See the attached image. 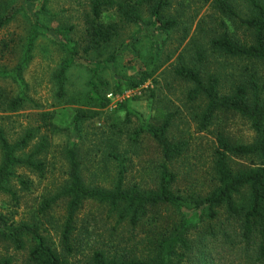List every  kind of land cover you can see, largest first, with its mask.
<instances>
[{
	"label": "rangeland",
	"instance_id": "374dc122",
	"mask_svg": "<svg viewBox=\"0 0 264 264\" xmlns=\"http://www.w3.org/2000/svg\"><path fill=\"white\" fill-rule=\"evenodd\" d=\"M233 1L235 11L246 15L245 4ZM2 2L5 7L0 9V14L14 7H18V11L0 28V45L7 46L2 49L0 68L14 66L18 61V49L27 35L34 17L32 13L50 28L40 30L23 72L27 87L22 107L7 111L0 105V125L10 141L18 139L28 129L35 133L31 148L40 143L42 137L47 140L41 156L46 163L43 176L18 168L15 174L24 177L29 188L24 189L12 177L6 185L10 192H0V214L7 224L39 223L48 230L46 235L53 246L59 247L68 202V198L61 195L68 177V148L74 149L85 185L111 188L118 171L123 169L128 185L153 188L160 150L147 134H142L136 143L129 136L142 122L159 125L168 118V138L185 144L182 155L172 164L182 190L193 188L198 182L207 185L215 130L221 128L231 139L241 142L253 139L248 122L233 113H219L208 130H201L199 118L204 103L200 99L188 100L187 91L192 85L175 74L180 65L196 66L201 69L203 79L212 73L218 75L219 92L228 93L231 82L245 65L208 49L210 39L221 32L219 21L222 19L210 3L171 0L165 17L176 19L178 24L164 32L149 25L146 12L138 24L123 23L113 12H106L103 20L117 23V36L104 48L92 49L84 29L88 0H0ZM237 33L242 36L245 30ZM60 41L74 45L75 52L66 72L63 96L57 95L53 75L70 53ZM197 49L206 55L203 65H198L196 60ZM145 67L157 69L153 78L141 87L126 89L123 81ZM261 74L264 78V70ZM91 83L105 96L107 106L85 105L83 97ZM116 85L123 89L117 94L113 92ZM18 90L19 86L11 78L0 77V92L14 95ZM110 93L113 97L108 100ZM46 113H53V119H45ZM248 163L243 159L231 161L234 168ZM47 199L55 200L45 213H40L39 207ZM111 210L110 206L96 201L83 202L76 214L72 235L76 259H82L92 249L110 251L119 245L118 231L114 230L117 216ZM119 231L121 236L130 234L125 228ZM27 249L16 250L13 243L0 234V258H11L14 264H21Z\"/></svg>",
	"mask_w": 264,
	"mask_h": 264
},
{
	"label": "trees",
	"instance_id": "16d2710c",
	"mask_svg": "<svg viewBox=\"0 0 264 264\" xmlns=\"http://www.w3.org/2000/svg\"><path fill=\"white\" fill-rule=\"evenodd\" d=\"M237 1L247 7L246 15L235 11L233 0H202V3H210L222 18L219 21L221 32L210 39L208 49L245 63L231 82L228 93L219 92L218 75L212 73L203 79L201 69L196 66L180 65L175 74L191 83L188 100L200 99L204 103L199 118L201 130H208L219 113H233L248 122L253 139L241 142L231 139L221 128L215 130L211 170L205 181L208 186L195 182L197 184L188 190L178 187L177 175L172 169L173 161L182 155L185 144L168 138V118L159 125L142 122L129 135L136 143L142 134H147L160 150L153 188L128 185L123 169L118 171L111 188L85 185L74 149L68 148V177L61 190L68 202L59 247L49 241L48 230L41 224H7L0 214V234L11 241L16 250L28 248L21 264H264V78L261 74L264 70V0ZM170 5L171 0H88L84 29L89 47L104 48L117 36V23L103 20L106 12H113L121 22L129 24L140 23L146 12L149 25L164 32L178 24L176 19L165 17ZM2 7H5L3 2L0 9ZM17 11L18 7L4 9L0 14V28L6 26ZM32 15L27 35L18 49V61L14 66L0 68V77H9L19 86L14 95L0 92V105L7 111L22 107L27 87L23 72L31 58L34 41L40 30L50 29L36 13ZM241 29L245 30L242 36L237 33ZM60 43L70 53L53 75L57 95L63 96L66 72L75 52L74 45L67 41ZM5 48L6 44L0 45V56ZM195 56L198 65L205 63L203 51L197 49ZM156 70L139 69L132 78L123 81L125 88L143 86ZM122 90L116 85L113 92L117 94ZM83 98L85 105L91 107L103 108L108 104L94 83ZM53 117V113L44 114L45 119ZM34 134L28 129L21 137L10 141L0 125V192H10L6 185L12 177L24 189L29 188L28 181L15 174L18 168L43 176L46 163L41 156L47 140L42 137L40 143L31 148ZM234 159L249 163L234 168L231 165ZM54 200H44L39 212L45 213ZM87 200L111 207L117 216L114 230L118 231L120 243L113 250L92 249L82 259H76L72 237L75 218ZM120 228L128 229L130 234L121 236ZM0 264H14V261L0 258Z\"/></svg>",
	"mask_w": 264,
	"mask_h": 264
},
{
	"label": "built area",
	"instance_id": "2783aa9c",
	"mask_svg": "<svg viewBox=\"0 0 264 264\" xmlns=\"http://www.w3.org/2000/svg\"><path fill=\"white\" fill-rule=\"evenodd\" d=\"M112 97H113V94L112 93H110V94L107 95V98L108 99H111Z\"/></svg>",
	"mask_w": 264,
	"mask_h": 264
}]
</instances>
